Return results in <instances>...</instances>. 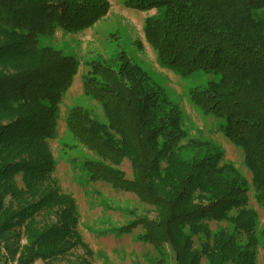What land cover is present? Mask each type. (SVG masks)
Returning a JSON list of instances; mask_svg holds the SVG:
<instances>
[{
  "label": "trees",
  "instance_id": "obj_1",
  "mask_svg": "<svg viewBox=\"0 0 264 264\" xmlns=\"http://www.w3.org/2000/svg\"><path fill=\"white\" fill-rule=\"evenodd\" d=\"M123 3L162 10L142 28L160 67L182 77L219 75L190 89L189 100L220 120L219 131L242 149L250 186L221 163L220 151L184 154L180 109L168 106L123 52L114 66L99 59L87 64L83 95L100 106L104 121L82 106L71 108L69 148L90 153L80 164L89 183L131 193L153 210L152 219L114 228L127 234L140 227L138 240L157 255L153 264H256L258 215L248 192L264 214V0ZM109 8L108 0H0V257L19 252V264H26L83 246L75 200L59 190L48 145L79 63L39 39L91 28ZM125 162L130 176L121 169ZM17 178L18 191L5 194ZM42 211L55 221L40 226L33 215ZM261 249L264 256V243Z\"/></svg>",
  "mask_w": 264,
  "mask_h": 264
},
{
  "label": "rangeland",
  "instance_id": "obj_2",
  "mask_svg": "<svg viewBox=\"0 0 264 264\" xmlns=\"http://www.w3.org/2000/svg\"><path fill=\"white\" fill-rule=\"evenodd\" d=\"M110 8L107 15L91 28L80 32H64L60 29L49 36L39 39V44L60 50L78 61L76 75L59 105L56 132L49 140V148L55 161L53 177L64 194L75 200L78 211L77 229L82 237L83 246H75L64 254L38 258L26 264H153L156 253L149 244L138 240L142 229L137 227L127 234H119L117 227L147 216L155 217L150 206L141 203L133 194L111 189L103 182L89 183L81 168V161L90 154L84 148L71 150L73 144L66 128V116L74 106H82L93 116L104 121L100 106L83 95L82 80L88 71L87 64L99 59L114 66L118 55L123 52L134 64L140 66L150 77V82L158 88L160 96L167 105L180 109L184 139L181 142L184 154L199 156L214 150L222 152V164L232 166L250 186L251 175L243 162V151L233 145L220 131L221 121L205 115L189 100V90L202 88L208 82L217 81L218 74L202 71L182 77L170 69L159 66L155 51L143 37V23L147 16L161 15V9L140 11L128 8L124 0H108ZM199 144V148L196 147ZM121 169L130 176L128 163ZM21 186L19 178L4 186L5 194L17 192ZM250 187L248 206L257 212L256 236L258 249L256 264H264L261 246L264 243L260 232L264 230V214L253 199ZM39 225L51 224L56 216L42 211L33 215ZM212 230L216 228L210 222ZM25 243L24 240L21 241ZM20 253L1 256L2 264H19ZM203 263V261H202Z\"/></svg>",
  "mask_w": 264,
  "mask_h": 264
}]
</instances>
